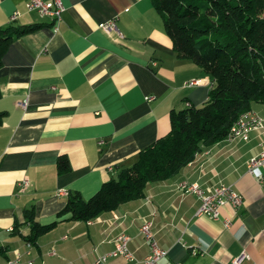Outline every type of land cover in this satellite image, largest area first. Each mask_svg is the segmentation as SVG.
<instances>
[{"label":"crops","instance_id":"obj_1","mask_svg":"<svg viewBox=\"0 0 264 264\" xmlns=\"http://www.w3.org/2000/svg\"><path fill=\"white\" fill-rule=\"evenodd\" d=\"M61 1L64 10L53 22L28 10L26 0H0V27L39 24L14 38L1 58L0 262L96 264V254L112 249L123 231L136 259L115 256L103 264H143L150 245L139 226L151 218L154 238L167 251L157 264H231L242 251L239 264H264V167L246 170L249 157L264 147V132L251 131L247 139L226 135L196 151L172 177L148 182L141 197L94 218L58 216L68 192L89 198L116 165L131 163L165 135L172 110L203 104L211 81L176 55L152 0ZM109 19L115 28L98 26ZM192 79L199 82L187 86ZM249 110L264 116V102H252ZM59 156L68 160L61 171ZM181 181L205 191L227 183L242 204L236 211L223 205L218 219L198 216L200 200L182 193ZM28 208L40 224L57 221L34 242L24 239ZM225 216L231 220L226 228ZM191 246L200 252L192 254Z\"/></svg>","mask_w":264,"mask_h":264},{"label":"trees","instance_id":"obj_2","mask_svg":"<svg viewBox=\"0 0 264 264\" xmlns=\"http://www.w3.org/2000/svg\"><path fill=\"white\" fill-rule=\"evenodd\" d=\"M179 58L198 65L210 77L207 99L170 113L169 131L139 150L129 164H118L110 178L87 199L67 193L58 216L88 220L119 204L141 197L148 182L176 174L229 132L238 116L252 102H264V0H152ZM39 24L0 27V65L8 44ZM4 112L0 111V119ZM57 169L68 167L64 156ZM29 242L51 229L57 221L40 224L32 208L25 209Z\"/></svg>","mask_w":264,"mask_h":264},{"label":"built area","instance_id":"obj_3","mask_svg":"<svg viewBox=\"0 0 264 264\" xmlns=\"http://www.w3.org/2000/svg\"><path fill=\"white\" fill-rule=\"evenodd\" d=\"M26 8L37 12L42 17H49L53 22H56L60 19L61 13L64 10V4L61 0H26ZM15 17L16 16L13 15L12 19ZM98 26L101 29L108 31L109 29L115 28V22L113 19H109L99 23ZM119 35L121 36V34ZM198 82V79H192L186 82V85L192 86ZM151 98H153V96H146V99ZM19 103L24 105L22 102ZM251 131L264 132V116L247 109L242 112L232 124L227 136H236L242 139H247ZM98 141L99 143H103L104 140ZM260 167H264V147H262L255 155L249 157L246 162V170L249 174L253 173L256 168ZM109 169L114 170L113 166H109ZM19 184L22 188H25L28 186V180L23 178ZM177 188L182 193L191 192L199 198L200 202L196 210L198 216L204 215L211 219H218L219 209L223 205L228 204L234 211H236L242 204V196L238 191L234 190L231 185L224 182L216 183L208 191H205L197 182L181 181L177 183ZM222 222L226 228L230 225L231 220L225 216V218L222 219ZM152 224V219L146 218L139 226L140 233L150 245L148 255L144 256L142 260L143 264H157L159 259L167 252L157 244L154 238V232L152 231ZM129 239L130 236L126 232H118L113 238V248L96 254L94 262H96V264H103L108 258L115 256H120L128 261L135 260L134 253L128 246ZM190 252L192 254H197L200 250L191 246ZM51 253H54V251H51ZM245 255V252L242 251L239 256H236L231 260V264H239L240 259ZM15 262L16 259H7L0 262V264H14ZM173 264L181 263L174 262Z\"/></svg>","mask_w":264,"mask_h":264}]
</instances>
